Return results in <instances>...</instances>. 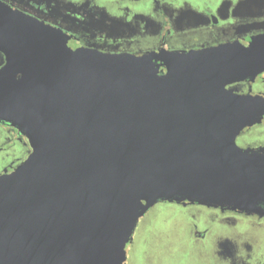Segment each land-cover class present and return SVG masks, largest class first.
Segmentation results:
<instances>
[{"label":"water","instance_id":"1","mask_svg":"<svg viewBox=\"0 0 264 264\" xmlns=\"http://www.w3.org/2000/svg\"><path fill=\"white\" fill-rule=\"evenodd\" d=\"M0 53V122L30 146L0 175V264H125L157 203L264 216V155L235 143L264 100L225 89L264 71V32L110 55L0 3Z\"/></svg>","mask_w":264,"mask_h":264},{"label":"flooded vegetation","instance_id":"2","mask_svg":"<svg viewBox=\"0 0 264 264\" xmlns=\"http://www.w3.org/2000/svg\"><path fill=\"white\" fill-rule=\"evenodd\" d=\"M0 3L59 31L70 46L110 55L186 54L236 41L246 44L250 37L264 32V0H0ZM4 61L0 53V68ZM158 64V74L162 75L165 67L159 61ZM225 89L236 96L264 100V71L253 80L231 83ZM235 143L241 149L264 155V113L258 123L239 132ZM29 153L27 139L14 127L0 122V175L12 172ZM172 205L183 209L191 206ZM203 208L207 215L198 219L192 216L189 220L187 229L191 237L204 242L207 236L216 234L220 236L216 254L228 258V264H236L233 263L236 258L238 264H260L255 259L259 250L255 238L264 234V216Z\"/></svg>","mask_w":264,"mask_h":264},{"label":"rangeland","instance_id":"3","mask_svg":"<svg viewBox=\"0 0 264 264\" xmlns=\"http://www.w3.org/2000/svg\"><path fill=\"white\" fill-rule=\"evenodd\" d=\"M207 214L206 209L197 205L183 209L168 203H157L138 221L132 241L125 248V264H228V258L216 254L220 236L212 233L202 242L188 233L191 217L198 219ZM255 239L259 249L255 259L262 264L264 234ZM233 263L238 264L237 258Z\"/></svg>","mask_w":264,"mask_h":264}]
</instances>
